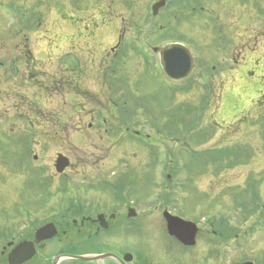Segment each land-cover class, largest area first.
I'll return each instance as SVG.
<instances>
[{
    "label": "rangeland",
    "instance_id": "obj_1",
    "mask_svg": "<svg viewBox=\"0 0 264 264\" xmlns=\"http://www.w3.org/2000/svg\"><path fill=\"white\" fill-rule=\"evenodd\" d=\"M155 1L46 0L48 6L35 10L45 17L42 44L50 59L43 71L49 88L2 85L0 221L10 224L26 202L39 207L40 197H116L115 192L119 196L122 191L145 211V233L154 238L163 220L155 206L164 197H175L172 206L184 218L209 226L220 216V227L239 229L238 238L228 239L240 242L241 248H220V264L254 254L261 260L264 0H200L203 11H193L192 1L167 0L153 16ZM10 15V10L0 9L1 40L9 39ZM30 35L34 40L40 34ZM177 41L198 66L176 85L161 74L160 55L153 47ZM112 49L119 51L115 61ZM62 53L80 61V73L76 68L73 72L74 65L62 64L63 56L57 58ZM202 69L207 73L200 78ZM105 71L109 79L103 78ZM57 78L63 82L60 88L53 85ZM189 85L187 90H169ZM29 113L33 120L36 114L47 117L34 120L30 128L20 118ZM104 116L112 120L111 130L129 125L148 134L143 136L148 143L106 133ZM90 117H95L91 130ZM77 125L82 134L76 132ZM11 130H17V136ZM26 130L36 133L26 139L29 156L22 152L25 143L19 135ZM58 153L72 163L68 176L56 173ZM35 154L38 159H33ZM105 180L113 184L114 194Z\"/></svg>",
    "mask_w": 264,
    "mask_h": 264
},
{
    "label": "flooded vegetation",
    "instance_id": "obj_2",
    "mask_svg": "<svg viewBox=\"0 0 264 264\" xmlns=\"http://www.w3.org/2000/svg\"><path fill=\"white\" fill-rule=\"evenodd\" d=\"M47 4L46 0H0V9H8L11 12L9 39L1 40L0 38V91L6 82L10 84L9 87L19 90L28 87H36L40 90L46 87L48 90L49 76L44 71L50 55L48 50H43L42 42L46 39L43 38V32H41L45 17H43V11H40L39 14L35 11L42 10L48 6ZM32 31L40 34L34 40L30 35ZM115 50L112 49V51ZM59 55L57 54L59 60L62 56L64 58L63 53ZM118 55L119 51H115L111 61L118 59ZM61 62L74 65L73 72L76 68L80 73V61L76 60L75 56L67 55ZM108 68L110 67L108 66ZM213 68L215 69V67ZM60 70L64 69L60 68ZM202 70L204 71L200 78H203L207 73L205 69ZM105 73L107 74V72L105 71L103 74L104 79L108 77ZM192 73L179 82L188 80ZM44 77L47 83L42 82ZM168 82L175 81L169 79ZM62 83L58 78L53 79V85L57 88H60ZM169 90L171 93L174 92L171 88ZM37 101L38 99L35 101L36 104ZM259 101L264 107V100L260 99ZM30 104L33 105L32 102ZM30 117L34 116L30 113L20 115V118L26 119L30 123V128H33L34 120L46 118L47 115L36 114L34 120ZM94 119L95 117L89 119L87 125L89 130L95 126ZM102 121L107 126L106 133L118 134L123 138L128 136L129 125L125 130H111V127L108 126L113 124L112 120H109V116H104ZM216 123L220 125L218 122ZM80 128L81 126L77 125L76 132L82 134L83 130ZM11 133L17 136V130H11ZM35 134L29 130L19 131L20 138H22L20 142L25 143L21 147L22 152L28 156L32 150L31 147L26 146V139ZM33 159H38V155L35 154ZM71 165L72 163L64 173L59 175L68 176ZM40 198L43 203L39 207L26 202L23 212L16 210L10 224L5 226L4 222L7 221H0L2 226L0 229L1 264H9V253L20 243L33 245L35 248L34 256L23 264H220L222 252L220 248H241L240 242H229L228 239L238 238L239 229L228 225L220 227V216L217 223H212L209 226H200L196 220L198 231L195 244L187 245L178 236L170 234L164 217L163 220H159L161 222V227L158 229L159 236L149 237L145 233L143 225L145 211L139 207V204H133L132 197ZM161 202L163 203L160 205L156 203L155 207L161 210L162 216L165 211H168L172 215L184 218V214L176 212L172 206L176 203L175 199L170 201L164 199ZM17 218L20 220H16ZM46 225L51 226L56 234L48 239H39L37 232ZM1 259L3 260L1 261ZM244 262L264 264V258L260 260L254 254L251 258L244 257L233 264Z\"/></svg>",
    "mask_w": 264,
    "mask_h": 264
},
{
    "label": "water",
    "instance_id": "obj_3",
    "mask_svg": "<svg viewBox=\"0 0 264 264\" xmlns=\"http://www.w3.org/2000/svg\"><path fill=\"white\" fill-rule=\"evenodd\" d=\"M166 5V0H159L152 6L153 15H157L159 10ZM155 52H161V63L165 73L173 79H182L190 74L196 64V60L191 56L189 51L180 44H171L164 48L155 47ZM70 164L69 159L60 154L56 161V171L62 173ZM167 219L168 230L180 238L185 244H195V237L198 227L195 223L183 220L171 215L168 211L164 212ZM56 231L51 226H44L37 232L39 239H48L53 237ZM35 254L33 245L20 243L8 255L9 264H23ZM242 264H253L245 262Z\"/></svg>",
    "mask_w": 264,
    "mask_h": 264
},
{
    "label": "trees",
    "instance_id": "obj_4",
    "mask_svg": "<svg viewBox=\"0 0 264 264\" xmlns=\"http://www.w3.org/2000/svg\"><path fill=\"white\" fill-rule=\"evenodd\" d=\"M191 109V108H190ZM191 111H192V109H191ZM190 114H191V112H190ZM188 133V132H187ZM194 153V155H196V156H202V155H204L205 153H197V152H193ZM165 199H167V200H174V198L172 199L171 197H165ZM167 203H168V201H167Z\"/></svg>",
    "mask_w": 264,
    "mask_h": 264
}]
</instances>
